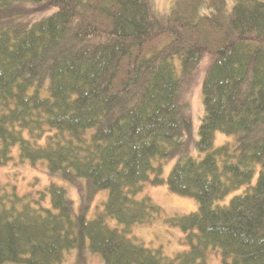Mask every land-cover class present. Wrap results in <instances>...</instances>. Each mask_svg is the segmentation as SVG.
Wrapping results in <instances>:
<instances>
[{
  "label": "trees",
  "instance_id": "16d2710c",
  "mask_svg": "<svg viewBox=\"0 0 264 264\" xmlns=\"http://www.w3.org/2000/svg\"><path fill=\"white\" fill-rule=\"evenodd\" d=\"M26 3L56 11L26 25ZM204 61L192 141L181 102ZM218 132L234 141L216 147ZM16 147L80 208L53 182H0V264H264V0H175L166 17L153 0H0V168ZM147 185L199 203L165 219L187 247L173 258L133 236L163 216Z\"/></svg>",
  "mask_w": 264,
  "mask_h": 264
},
{
  "label": "rangeland",
  "instance_id": "374dc122",
  "mask_svg": "<svg viewBox=\"0 0 264 264\" xmlns=\"http://www.w3.org/2000/svg\"><path fill=\"white\" fill-rule=\"evenodd\" d=\"M175 0H153V7L155 11L162 17H166L169 14L170 8L174 4ZM56 10L45 5L26 3L18 7L14 12L17 19L26 25H31L36 21H40L44 18L51 16ZM206 74V62L204 61L193 79L192 88L188 94L185 95L184 101L181 102L182 106H185L184 117L188 118L191 122L190 131H185L184 138H189L192 141H198L200 138V126L205 116V108L203 103L202 86ZM234 137L227 136L224 133L218 132L215 139V146L220 147L227 143H232ZM13 161L5 168H0V182L13 183L15 187H18V192L23 194L24 192L36 189L44 190L50 183H56L64 187L69 197L74 201L75 211L78 213L80 208V199L77 190L68 182L59 180L58 178H50L47 174V164L41 163L38 167H33L30 162H20L19 148L16 147L12 153ZM192 156L197 159H202L205 154H199L195 149L192 151ZM176 160L169 161L164 164V178H168L173 167L176 164ZM34 185V186H33ZM109 192L102 191L96 196L95 201L89 211L88 217L94 219L96 217L97 208H103V204L108 199ZM149 196L152 201L158 205L163 212V216L157 220L152 226H138L133 230V236L143 242L146 246L151 248H162L164 254L173 258L177 253L187 250L184 246V234L179 228L168 227L165 223V219L183 216L195 213L199 210V203L195 198L182 197L173 194L167 186L153 187L147 185L144 191L138 196L139 199ZM230 198H227L224 202H220V205L229 204ZM111 226L115 227L116 223L111 221ZM77 258L76 252H73L68 258V264H75ZM11 264V263H7ZM86 264H104L100 255H88ZM210 264H220L217 257L213 256Z\"/></svg>",
  "mask_w": 264,
  "mask_h": 264
}]
</instances>
